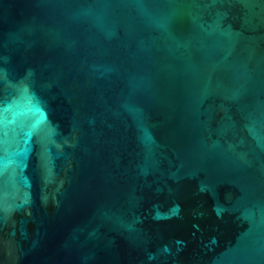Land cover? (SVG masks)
Masks as SVG:
<instances>
[{"label":"water","instance_id":"water-1","mask_svg":"<svg viewBox=\"0 0 264 264\" xmlns=\"http://www.w3.org/2000/svg\"><path fill=\"white\" fill-rule=\"evenodd\" d=\"M0 264H264V0H0Z\"/></svg>","mask_w":264,"mask_h":264}]
</instances>
